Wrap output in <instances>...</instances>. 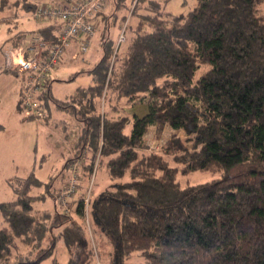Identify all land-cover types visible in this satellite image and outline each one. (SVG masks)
Segmentation results:
<instances>
[{
	"label": "trees",
	"instance_id": "1",
	"mask_svg": "<svg viewBox=\"0 0 264 264\" xmlns=\"http://www.w3.org/2000/svg\"><path fill=\"white\" fill-rule=\"evenodd\" d=\"M263 1L196 0L175 14L159 0H132L124 43L115 49L104 35L100 58L76 73L90 76L76 97H52L49 73L37 97L74 119L75 157L62 164L54 191L53 178L45 183L34 170L7 179L14 197L0 202V264H39L59 237L69 264H86L92 249L84 206L114 245L113 264L134 251H142L140 264H264ZM60 25L46 23L41 38L54 39ZM122 100L148 111L116 116ZM38 103L41 114L33 118L45 122L49 106ZM166 127L170 136L148 150L151 133L160 139ZM74 160L81 179L65 213L56 200ZM101 166L109 181L92 194ZM194 171L222 176L179 183L178 173ZM34 188L43 189L33 194ZM38 203L47 210L37 213ZM18 243L28 250L14 257Z\"/></svg>",
	"mask_w": 264,
	"mask_h": 264
},
{
	"label": "rangeland",
	"instance_id": "2",
	"mask_svg": "<svg viewBox=\"0 0 264 264\" xmlns=\"http://www.w3.org/2000/svg\"><path fill=\"white\" fill-rule=\"evenodd\" d=\"M29 1L33 3L36 2V5H39L41 2L40 0ZM48 1L49 4L55 5L57 0ZM159 2L161 5L163 4L165 6L167 11L180 14L190 10L195 5L196 0H159ZM131 3L132 0H118L119 6H116L115 0L102 1L100 14L95 16L94 19L97 24V34L95 33V37L93 36L94 38H92L93 40L90 44L89 51L87 55H85V59L83 61H79L75 58L74 62L71 64L69 62V57H71L72 53H70L68 50H64L65 52L63 53V60L49 74L50 94L52 97L58 100L59 103H61L62 100L69 98L79 85H86L84 83L89 80L90 76L83 73H76L79 72L81 68L93 65L100 58L102 54L101 42L105 34H107L111 40L116 42L117 34L121 31L123 25L125 29L126 21L130 15L129 8ZM22 5H25L24 0H0V43L2 40H6L9 36L13 39H21V46L23 49L26 48V52H30V50H28L29 45L27 47L25 45L26 43L30 44L31 32H23L20 24L22 26H28L33 23L31 22L33 19L30 17L32 8L25 10L26 8L22 7ZM258 9L259 12L264 16V1L258 5ZM123 16H125V19L122 21L121 19ZM107 19L109 20L108 23ZM126 34L127 33L125 32V37ZM22 47L19 46V48ZM1 52H3V50H0V72L1 68L3 67L2 59L3 57L5 58L3 55L1 59ZM29 54H31V52ZM200 71L201 69L198 70V73ZM75 75L76 77H74ZM2 78L3 76H0V91H2ZM7 83L9 86H11L13 85V80H9ZM72 97H76V93ZM36 99L40 102L45 111L48 110V106L50 107V115L48 116V121H50L49 123H44L42 121L43 119L38 120L33 117L26 116L21 104L17 105V103H14V98L8 94V91L2 94L0 93V122L7 126L5 131L9 133L10 139L8 141L11 142L9 143L8 147L6 145V139L4 137L2 138L3 146H6L7 152H0V202L11 200L14 195L11 188L7 184V181L5 180L6 177H13L16 175L26 176L31 170H34L36 176L45 183L48 182L50 178H53L52 189L54 191V188H57L61 184L63 177L60 175L62 171V164L68 157H75V154L71 153V149L75 147V144L73 141H71L70 135L67 137L62 136V138L59 134H57V132L53 131V129H55L54 122H65V118H67L68 122H74V119L69 116L66 108L64 109L56 105L53 100L48 99L46 101L44 98L39 99L38 97H36ZM118 106L119 109L114 112L116 116L124 114H136L138 116H142L148 111L146 104L127 105L123 100L118 104ZM21 124L23 127L20 126ZM172 132L173 131L169 127H166L161 132L162 136L157 137L160 139L157 140L155 139L156 137L152 132L148 138L149 140L147 139L146 141L145 147L148 150L157 149L163 140L165 141ZM176 134H179L182 138L184 137L182 130L176 132ZM1 135L3 136V134ZM78 159L80 160V158ZM74 161L78 162L76 160ZM234 171H236V169L232 170V172ZM78 176L79 179H81L80 169L78 170ZM221 176V172L194 171L185 175L178 173L177 179L180 184L184 185L189 183L195 184L206 182L220 178ZM68 177L65 179L62 187L66 185ZM108 181L109 180L104 167H99L96 172L92 194L103 188V186ZM42 189L43 188H34L32 193L36 194V191H40ZM77 190L78 189L76 187V192ZM89 192L90 190H88L87 194H89ZM46 198L47 206L52 205V197L47 196ZM74 198L75 196H72L69 197L67 201H65L68 202V208H72L74 206ZM56 203L58 205V209L61 212H69V210L65 209L66 204L62 205V203H59L57 200ZM85 204L88 205L87 203ZM48 208L50 209V207ZM87 208L84 206L83 220L85 228L88 232L87 236L90 240L89 244L92 249V256L90 260L86 261V264H113V262H115V258L113 259V257H115L114 245L109 238L102 234L95 221H93L92 216L89 217L90 210ZM41 209L47 210L45 205L43 208V204L38 203L35 211L40 213ZM48 211H51V209ZM47 245L48 244H45L44 246ZM18 246L20 248L13 250L14 257L18 254H25L28 250V247L22 246L21 243H18ZM69 259L70 252L65 247L63 238L59 237L56 240L53 252L41 259L39 264H69ZM143 260L144 258L142 251H134L124 259L123 263L118 261L116 264H140Z\"/></svg>",
	"mask_w": 264,
	"mask_h": 264
},
{
	"label": "built area",
	"instance_id": "3",
	"mask_svg": "<svg viewBox=\"0 0 264 264\" xmlns=\"http://www.w3.org/2000/svg\"><path fill=\"white\" fill-rule=\"evenodd\" d=\"M103 0H61L59 3H40L31 10V17L38 22L60 20L56 36L43 40L40 35H31L29 50L31 55L18 63L6 60V67L16 72L22 79L21 103L26 116L38 117L41 107L36 99L48 74L60 62L64 47L73 39L79 41L78 54L84 56L96 33L94 16L102 8ZM124 25L116 37V47L125 41ZM83 58V57H82ZM66 185L59 190L57 201L69 210L67 199L76 192L79 183L77 162L69 167ZM87 203V198L84 199ZM67 206V207H66ZM86 207V206H85Z\"/></svg>",
	"mask_w": 264,
	"mask_h": 264
},
{
	"label": "crops",
	"instance_id": "4",
	"mask_svg": "<svg viewBox=\"0 0 264 264\" xmlns=\"http://www.w3.org/2000/svg\"><path fill=\"white\" fill-rule=\"evenodd\" d=\"M40 1H41L40 3L49 4L48 3L49 2L48 0H40ZM60 1L61 0H57L56 3H59ZM34 3H35L34 6H36L37 3L36 2H34ZM98 14L99 13H97L95 16H98ZM33 20L31 21L33 23L31 25H28V26H26V25H23L22 26L20 24V27H21V29H23L22 30L23 32L30 31L31 32V35H33L34 33L40 35L39 34L40 30L42 28H44V26L46 25V23H48L49 21H51V20H47V21H43V22H38V21H35V20L33 21ZM58 29H56V32H57ZM18 32H21V31H18ZM21 41H22L21 39H13V38H10V36H9L6 40H2L1 43H0V50H3V52H1L2 53L1 59H2L3 55L5 56V58L3 57V59H2V62H3L2 65H3V67L1 68V72H0V74H3V75H0V76H3V78H2L3 79L2 91H0V93L2 94V93H5V92L8 91V94H10L14 98V103H17V105H20L21 104V107H22V103H21L22 79L20 78V76L16 72L9 70L6 67V65H5L7 59H9V62L18 63V62L22 61L23 58H26V57H28V56L31 55L29 53L32 52V51L26 52V48L23 49V47L21 46ZM78 43H79L78 41H72L65 48V51L68 50L70 53H72L71 57H69V62L71 64L74 62V59L75 58L77 60H79V61H83L85 59V55H87V53L89 51V48H88V50H87V52L85 53L84 56L79 55L78 54V51H79V45H78ZM15 44H17V45L15 46ZM28 45L30 46L29 43L28 44L26 43L25 46L27 47ZM19 46L22 47V48H19ZM29 46H28V48H29ZM63 56H64V54H63ZM63 56H62V60H63ZM0 64H1V62H0ZM93 65H91V66H93ZM91 66H86L84 68H81V70L82 69L89 68ZM83 74L88 75V73H83ZM16 76L18 77V79H17ZM74 77H76V75ZM9 80H13V85H11V86L8 85L7 82ZM89 80H90V77H89ZM89 80L86 83H84V84H87L89 82ZM7 87H8V89H7ZM49 87H50V85H49ZM49 115H50V107H49ZM49 122L50 121H48V119H47V121H45L44 123H49ZM52 122H54V121H52ZM54 123H55V129H53V131L54 132H57V134H59L61 137L62 136H65L66 137V133L68 135L70 134L71 137L73 136V135H71V130H72L73 126L76 125V123H74L72 121L68 122L67 121V118H65V122L59 121V122H54ZM20 126L23 127L22 124ZM6 128H7V126H5L2 122H0V152H7L6 146L5 147L3 146V140H2L3 137L6 139V145L8 147H9V143H11L10 141H8L10 139V137H9V133L5 131ZM56 128H57V130H56ZM1 134H3V136ZM70 139H71V141H73L72 138H70ZM71 153L73 154V149H71ZM8 178H10V177H6L5 180L7 181ZM13 197H14V195H13ZM13 197H12V199H13Z\"/></svg>",
	"mask_w": 264,
	"mask_h": 264
}]
</instances>
